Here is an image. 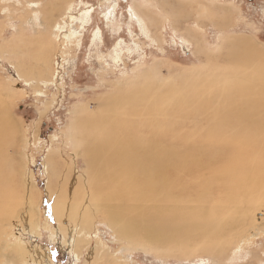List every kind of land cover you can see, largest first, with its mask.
Wrapping results in <instances>:
<instances>
[{"label": "rangeland", "instance_id": "1", "mask_svg": "<svg viewBox=\"0 0 264 264\" xmlns=\"http://www.w3.org/2000/svg\"><path fill=\"white\" fill-rule=\"evenodd\" d=\"M13 1L6 3V0H0V48L5 47V57L8 58V62L0 58V118L13 127L5 132L0 142V170L8 181L6 208L10 209L9 218L8 213H0V245L8 244L6 253L10 258V250L13 254L19 239L24 237L26 243L33 241L31 244L49 249L52 264H87L91 253L104 260L97 258L89 264H264V191L257 195L252 192L245 203L238 205L241 207L237 209V214L241 212L242 215L241 225L223 238L222 247L198 252L191 247L175 250L174 243L151 240L157 235L152 236L150 231L137 232L130 241L111 224L104 211L95 208V198L88 195L91 175L82 154L76 158V166L79 175L85 178L89 173L88 176L83 179L72 173L73 149L70 142V136L78 138L80 133L84 134L86 141L93 136L105 141L108 135L115 139L129 136L131 139L150 140L160 134L178 139L182 143L179 147L187 144L195 149L196 140H210L212 143L211 139L219 131L199 128L193 120L181 128L184 116L197 119L203 114L215 117L224 113L233 119H243V113L237 114L228 107L244 110L248 101L257 98L261 100L260 104L250 112L264 114V95L258 97L264 93V81L260 86L243 80L254 81L258 75H264L260 57L259 63L246 61L243 64L241 56L251 59L252 53L236 51L240 55L237 61H217L219 55L224 58L231 53L228 43L234 38L257 41L258 47L264 49V0H20L24 3L17 6L14 4L17 1ZM28 1L40 5L28 8ZM4 8H9L8 12L4 13ZM23 12H28V17L30 15L25 19L27 24L21 19ZM34 22H39V25ZM70 31L81 33V37L76 35L70 40ZM184 37L191 42H184ZM192 39L200 44L201 50ZM10 45L16 50H11ZM203 47L211 50L210 57L205 56L207 53ZM12 57L14 64L22 65L30 77L28 79H34L33 82L27 84L18 77L9 62ZM17 59L22 64L17 63ZM43 60L47 65L45 73L41 72L40 78H33V75L37 77L33 64L41 65ZM156 64L160 67L153 68ZM194 66L201 73L218 72L221 77L204 81L198 75L191 85L181 84L182 75H189ZM152 72L159 74L162 82L153 79ZM41 79L52 83L45 87L37 83ZM172 81L176 84L169 89L168 82ZM210 95L214 99H209ZM184 100L190 107L179 109ZM75 118L77 121L71 126ZM238 132L243 133L240 136L243 139L248 138L249 129ZM231 135L224 134L222 139L239 137L238 133ZM11 140L16 144V153L9 166ZM175 145L173 143L172 146ZM204 146L208 150L206 143ZM55 149H60L64 157L53 156L49 172L54 186L52 194H58L61 206L86 209L92 215V235L83 243L81 261H74L73 255L63 245V235L56 231L57 225H47L45 218L44 192L48 176L44 161ZM178 150L182 152V148ZM245 150L243 161L264 155L261 147H247ZM204 152L205 158L211 155ZM201 163L204 167L208 165L206 161ZM25 165L32 171L37 187L30 201L40 206L41 233L35 238L25 232L22 223L15 218L26 198L22 190ZM215 185L221 189V185ZM124 201L129 204L130 198L124 196ZM140 201L146 202L141 198L133 205H142L143 209L133 210L128 215L134 221L145 223L146 212L152 209H146L145 202ZM191 208L188 214L192 217ZM250 208L252 210L249 211ZM15 210L17 213L13 212ZM185 222L182 220V224ZM166 228L171 226L165 224L161 234ZM257 231L259 235H254ZM0 264H7L6 258L0 257Z\"/></svg>", "mask_w": 264, "mask_h": 264}, {"label": "bare ground", "instance_id": "2", "mask_svg": "<svg viewBox=\"0 0 264 264\" xmlns=\"http://www.w3.org/2000/svg\"><path fill=\"white\" fill-rule=\"evenodd\" d=\"M6 1V3L14 2L13 0ZM16 1L17 2L14 3L15 5L18 3L20 5L21 3H24L20 2V0ZM37 4L40 5V3L28 1L27 6L28 8H32L37 6ZM8 9L9 8H4V13L8 12ZM66 10L68 9L66 8ZM41 11L37 10L38 13L42 14L43 11ZM31 12H34V10ZM28 14L29 13L27 12L26 14L24 13L20 15L25 24H27L28 21L25 20L27 19ZM135 15H138V13L136 12ZM44 19L46 18L44 17ZM41 22H43V20ZM38 23L39 22H34L36 26L39 25ZM21 34L23 35L22 32ZM68 35L70 40H73L76 35L81 37V33L77 32H71V34ZM184 39V42L186 43L191 42L185 37ZM195 39L192 40L196 43L198 49L201 50L200 44L197 43ZM18 40L20 41V39ZM257 43V41L254 42L253 40L245 38L231 39L228 43L229 47L231 48V53H228L227 56H223L224 58H221L219 55L217 57V61L226 60V62H235L240 58L238 52L240 54L242 52L243 54L248 52L253 54H251V57L253 58L250 59L249 57V59H244L241 56V59H243V64H245L246 61H250V63H259L258 58L260 57L261 64L263 65L264 49L259 48ZM10 47L11 50L15 49V47L12 45H10ZM3 48H0V58L6 59L8 62V58L5 57L7 50H4ZM203 48L207 53L205 56L210 57L211 50L208 47ZM10 53L11 52H9V54ZM18 61L19 60L17 59V63ZM47 61H49V58ZM9 62L17 71L16 74L20 79L25 80V83L31 81L32 78L28 79L30 77L28 73L25 72V69L21 65L22 63L20 61L19 63H21V66H18L16 63L14 64L13 57L9 59ZM39 63L33 64V69H36L35 71L37 75V77L33 75V78H40L39 75L43 72L45 73V69H47V65H44V60L43 64L41 63L43 66H41ZM220 63L222 62L220 61ZM48 66H51V64ZM159 67V64L153 66V68ZM194 67L195 69L189 73V75H182V78L180 79L181 84H185L187 86L191 85L194 82L193 80L195 76L197 77L198 75H200L199 78L204 81L213 79L216 80L221 77L218 72L216 74H206V72L201 73L197 70L196 66ZM204 69H206V67ZM152 73L154 74L153 79L156 78L155 80H161L162 82L159 74H156V72ZM44 75L45 74H43V76ZM48 75L46 76L48 77ZM43 80H38L37 83L47 87L49 85L48 83L51 82V80H44L45 82L43 83ZM243 80L249 83L255 82L262 86L264 75H258L254 81H251L247 78H243ZM168 83L169 89L174 88L173 84H176L175 81ZM35 86L39 87L41 85L36 84ZM39 90L41 91V89ZM263 95L264 93L258 97L260 98ZM209 99L214 98H212L210 95ZM260 101L261 100L258 98L257 100L248 101L247 107L244 110L243 108H238L235 106L228 107L229 109L233 108L234 112L237 114L243 113V119H233L231 117L225 116L224 113H221V115L215 117L210 116L209 114H203L198 116L197 119L194 116H184V118L181 119V128H184L186 123H192L193 120L196 122L194 125H199V128H203L208 131H212L213 129L219 131L218 135H216L214 139H211L212 143L210 140L207 142L196 140L194 142L196 147H194L195 149L187 144L179 147L182 145V143L179 142L178 139L175 137L168 138L165 135L160 134L152 136L150 140L142 138L131 139L129 136L128 138L125 136H118V138L115 139L113 136L108 135V140L105 141H102L103 139H97V136H93L91 139L86 141V139L83 137V133H80L78 138H75V135L70 136V142L72 143L73 149L72 173L75 175V177L83 178V176L79 175V170L76 166V158L81 157L82 154V157H84L83 159H85L87 162L89 173L91 175V177L89 176L88 195L95 198L97 202V204H94L95 208L104 211V214L109 216L111 224L115 227H118V232L130 241L133 240L132 236L135 233L140 231H145L148 233L150 231L152 236H154V234L157 235L151 240H154V242L165 241L168 243H174L176 246L175 250L191 247L192 249L196 250V252H198L199 250H204L205 248L212 249L222 247L224 243L223 238L227 237L229 232L235 230L241 225V212L237 214V209L241 207L238 205L245 203L247 197L252 192L253 195H257L260 191H264V155H255V158L250 157L248 158L249 161L247 158H245L246 161H243V153L246 152L245 148L248 147L250 149L251 147H261V149H264V114H260L258 112L255 114L250 112V109L252 110L254 107H257L260 104ZM189 107L190 104L184 100V104L182 107H179V109L182 108L185 110ZM204 108L208 107L204 106ZM75 121H77V118L72 120L71 126H74ZM200 124L201 126L203 125V127H200ZM180 125L178 123V126ZM10 126L0 118V142L5 132L13 128ZM243 129L244 131L249 129V132H247V139H243V136L240 137L243 133L240 134L238 131L243 132ZM70 130L72 131V128ZM232 133H238L239 137H236L235 139L231 137V140H228L229 138L222 139V135L230 134V136H232ZM249 133H252L253 136L255 135L254 138L253 136H250ZM260 136L262 138H260ZM173 143H176V145L172 146ZM205 143L207 146H209L207 147L208 150H206L204 146ZM13 147H15V149ZM81 147L82 150L80 151ZM179 148H182L181 153H179ZM202 151H206L208 154L210 152L211 155L207 154L209 157L205 158L204 155L206 153H202ZM226 152H229V155H225ZM15 153L16 144L13 142L12 152L10 153L9 157L11 161H8L9 166L12 164V156ZM219 153L223 155L224 158L219 157ZM54 155H58L60 159H62L64 157V153L62 154L60 149L51 150L44 161V169L46 171V175L48 176V180L46 181L47 185L44 192L46 196V222L49 226L57 225V227H55L57 228L56 231L63 235L64 238V241L62 240L63 245L66 247L67 251H70V253L73 255L75 259L74 261H81L80 256L83 250V243L91 238L92 235V215L86 209H69L61 206L58 194H52L54 186L49 178V172L51 164L53 163ZM203 161H206V163L208 162L206 167H204V164L201 163ZM243 162H245V164ZM108 169H110L113 173ZM86 177L83 179H86ZM22 182L24 185L22 190H24V194L26 196L23 202H25L18 210V213L16 212L17 210L13 212L17 213L15 218L18 219L19 223H22V229L25 232L28 231V234L35 238L41 233V214L39 212L40 206H38V204H33L30 201V197L32 194H35L37 187L35 186L33 173L26 165L25 171L22 174ZM6 183H8L6 180V175L2 170H0V213L3 212L5 214L10 211V209L8 210V208H6L7 199L9 197ZM215 184L221 185V189L219 190ZM126 190L127 192L124 194ZM124 196L130 198L129 204L125 203ZM141 198L142 200H146V202L140 201L145 202L144 204H146V209H152V211L146 212L147 220L146 222L144 221L145 223L134 221L128 215V213L132 214L131 212L133 210L139 211L143 209L142 205H133L134 202H139ZM190 208L192 211V217L190 214H188V210ZM250 210H252V208H250L249 211ZM186 215L188 216L185 217ZM8 216L9 213L7 217ZM182 220H186V222L182 224ZM165 224H168V226H171V228L164 229L161 234V228ZM17 225L18 224H15V226ZM254 235H259V231H257V233ZM25 240L26 239L24 237L19 239L20 243L17 245L13 254L10 250V255H12L11 257L13 262L10 256L6 253V250L9 248L7 243L3 246H1L2 244L0 245V257L6 258L7 264L53 263L52 253L49 249L45 250V248H42L41 246L31 244L33 241L31 243H26ZM92 254L93 253L88 254L89 262L87 264L95 262L97 258L104 260L103 257L98 255L93 256Z\"/></svg>", "mask_w": 264, "mask_h": 264}]
</instances>
